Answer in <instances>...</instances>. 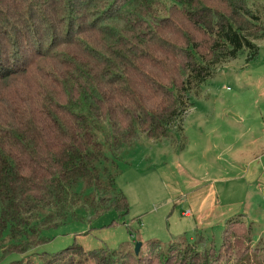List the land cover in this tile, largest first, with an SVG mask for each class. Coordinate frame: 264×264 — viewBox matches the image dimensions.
<instances>
[{
	"label": "trees",
	"instance_id": "16d2710c",
	"mask_svg": "<svg viewBox=\"0 0 264 264\" xmlns=\"http://www.w3.org/2000/svg\"><path fill=\"white\" fill-rule=\"evenodd\" d=\"M262 38L260 13L243 0H0L3 253L85 216H125L120 151L167 138L187 94L239 51L253 57ZM250 230L238 215L218 246L200 235L146 242L137 255L72 245L38 264H264Z\"/></svg>",
	"mask_w": 264,
	"mask_h": 264
},
{
	"label": "rangeland",
	"instance_id": "374dc122",
	"mask_svg": "<svg viewBox=\"0 0 264 264\" xmlns=\"http://www.w3.org/2000/svg\"><path fill=\"white\" fill-rule=\"evenodd\" d=\"M243 2L264 24V0ZM255 46L253 57L239 51L187 94L190 106L167 138H139L120 151L114 186L125 197V216L109 211L69 221L45 231L49 240L25 253H3L8 244L0 241V264L26 259L38 264L72 245L130 250L136 242L165 245L180 236L193 241L200 235L218 246L222 229L214 216L211 228L186 231L192 217L181 214L191 211L193 191L203 197L209 190L215 197L214 212L203 216L241 215L251 242L264 240V38Z\"/></svg>",
	"mask_w": 264,
	"mask_h": 264
},
{
	"label": "crops",
	"instance_id": "0c3cea01",
	"mask_svg": "<svg viewBox=\"0 0 264 264\" xmlns=\"http://www.w3.org/2000/svg\"><path fill=\"white\" fill-rule=\"evenodd\" d=\"M263 188H264V183H263ZM196 193L197 191L195 192L193 191L192 194H190L191 200L188 203V207L191 209V211L187 210L188 212L187 216H183V213L185 212L181 214V216L185 218L192 217V221L189 222L190 224H188L186 231H188L189 229L193 231H201V230H206L203 228H211L212 224H209L208 221L212 219L213 216H214V219L218 220V222L216 223L217 227H219L220 229H223L225 222L232 217H230V215L229 216H226V215L217 216L214 214H211V215L206 214L203 216L202 215L203 213H207L209 211L210 213L214 212L213 206H214L215 197H213V193L210 192L209 190L205 191V195L203 197L196 196L195 195ZM204 222H206L205 225H204Z\"/></svg>",
	"mask_w": 264,
	"mask_h": 264
},
{
	"label": "water",
	"instance_id": "95a60500",
	"mask_svg": "<svg viewBox=\"0 0 264 264\" xmlns=\"http://www.w3.org/2000/svg\"><path fill=\"white\" fill-rule=\"evenodd\" d=\"M140 246H141V244L139 242L134 243V245H133V254L134 255H137L138 254V251L140 249Z\"/></svg>",
	"mask_w": 264,
	"mask_h": 264
},
{
	"label": "built area",
	"instance_id": "2783aa9c",
	"mask_svg": "<svg viewBox=\"0 0 264 264\" xmlns=\"http://www.w3.org/2000/svg\"><path fill=\"white\" fill-rule=\"evenodd\" d=\"M188 215V212L186 211L185 213H183V216H187Z\"/></svg>",
	"mask_w": 264,
	"mask_h": 264
}]
</instances>
